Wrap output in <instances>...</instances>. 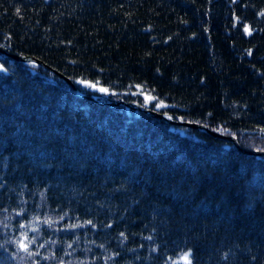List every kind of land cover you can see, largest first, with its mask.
Returning a JSON list of instances; mask_svg holds the SVG:
<instances>
[{"label": "trees", "instance_id": "1", "mask_svg": "<svg viewBox=\"0 0 264 264\" xmlns=\"http://www.w3.org/2000/svg\"><path fill=\"white\" fill-rule=\"evenodd\" d=\"M0 48L264 151V0H0ZM105 97L0 52V264H264V156Z\"/></svg>", "mask_w": 264, "mask_h": 264}, {"label": "water", "instance_id": "2", "mask_svg": "<svg viewBox=\"0 0 264 264\" xmlns=\"http://www.w3.org/2000/svg\"><path fill=\"white\" fill-rule=\"evenodd\" d=\"M0 52L12 59H17V60H21V61H26V60H33L35 62H37L38 64L42 65L44 68L48 69L49 71H52L53 73L57 74L58 76H60L61 78H63L65 80V82L67 83L68 85V88L69 90L78 95V96H81V97H85V98H89V99H92L93 96L89 93H83L81 92L73 83L70 79H68L67 77H65L64 75L56 72L54 69H52L51 67H49L48 65H46L45 63H43L42 61H39L31 56H26V55H15V54H11L3 49L0 48ZM98 96H101V97H104V94H98ZM116 103V102H114ZM129 107H133L141 112H144L146 113L147 115L149 116H152V117H155V118H158V119H163V120H166L167 122H170L172 124H177V123H185V122H182V121H172V120H169L164 114L160 113V112H157V111H154V110H150V109H147V108H144L143 106L137 104V103H130L128 104ZM189 125L191 127H194V128H204L206 129L205 125H202V124H197V123H189ZM212 136L214 137H218L220 139H223V140H226V141H232L233 143L234 142V138L231 137V136H228V135H221V134H217L215 132H212V131H208ZM237 147V150L243 152V153H249V154H254V155H261V156H264V151H261V150H248V149H245L244 147L242 146H238V145H235Z\"/></svg>", "mask_w": 264, "mask_h": 264}, {"label": "bare ground", "instance_id": "3", "mask_svg": "<svg viewBox=\"0 0 264 264\" xmlns=\"http://www.w3.org/2000/svg\"><path fill=\"white\" fill-rule=\"evenodd\" d=\"M34 58V57H33ZM82 92V91H81ZM83 93H89V94H91L92 96H93V98H92V100H96V101H98V93H91V92H83ZM104 94V97L105 96H107L105 93H103ZM85 98V97H84ZM105 98H107L108 100H109V103L110 104H112V105H118V104H121V105H125L127 108H129V109H135V108H133V107H129L128 106V104H130V103H134L133 101H126V100H123L121 97H119V98H109V97H105ZM89 99V98H88ZM114 102H116V103H114ZM169 120H172V121H182V122H185V123H177L176 125H184V126H187V127H190V128H192V129H195V130H204V131H206L209 135H211L208 131H212V132H215V133H217V134H221V135H225V134H223V133H220V132H218V131H216V130H213V129H211V128H209L207 125H205V124H202V125H205V127H206V129H204V128H194V127H191L190 125H189V123L191 122V123H196V122H194V121H190V120H183V119H174V118H171V117H168V116H166ZM166 121V120H165ZM167 122V121H166ZM168 123H170V122H168ZM172 124V123H171ZM197 124H200V123H197ZM212 136V135H211ZM228 136H230V135H228ZM214 137V136H213ZM231 137H233L234 138V142L235 143H233L232 141H230V142H232L234 145H238V146H241L239 143H238V141L236 140V138L234 137V136H231ZM218 138V137H217ZM237 148V147H236ZM246 149V148H245Z\"/></svg>", "mask_w": 264, "mask_h": 264}, {"label": "rangeland", "instance_id": "4", "mask_svg": "<svg viewBox=\"0 0 264 264\" xmlns=\"http://www.w3.org/2000/svg\"><path fill=\"white\" fill-rule=\"evenodd\" d=\"M98 88H100V86H97V88H91V87H89V89H91L92 91H95L96 93H98V94H101L102 92H100V91H98ZM150 97H148V96H145V104H149L150 103V101L152 100V98L151 99H149ZM156 109H159V107H158V104L157 105H155L154 106ZM186 254H187V259L185 258L186 257ZM175 262H180V263H186V262H188V253H183V254H181L177 259H175L174 260Z\"/></svg>", "mask_w": 264, "mask_h": 264}, {"label": "snow or ice", "instance_id": "5", "mask_svg": "<svg viewBox=\"0 0 264 264\" xmlns=\"http://www.w3.org/2000/svg\"><path fill=\"white\" fill-rule=\"evenodd\" d=\"M81 84H83V85H86V86H88V87H91V88H97V85L96 84H93V83H91V82H89V81H87V80H84V79H81L80 81H79ZM98 91H100V92H102V93H107L108 91H109V89H107V88H103V87H100V88H98ZM149 99H151V98H149ZM158 107H166L163 103H160L159 105H158ZM26 247V246H25ZM186 259H187V254H186V257H185ZM189 264H190V262H189Z\"/></svg>", "mask_w": 264, "mask_h": 264}]
</instances>
